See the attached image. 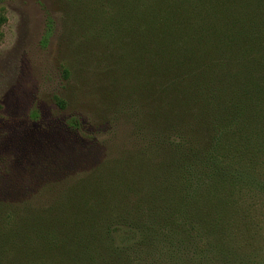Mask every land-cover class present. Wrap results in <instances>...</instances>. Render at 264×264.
Instances as JSON below:
<instances>
[{
	"label": "rangeland",
	"instance_id": "rangeland-1",
	"mask_svg": "<svg viewBox=\"0 0 264 264\" xmlns=\"http://www.w3.org/2000/svg\"><path fill=\"white\" fill-rule=\"evenodd\" d=\"M0 12V202L30 208L24 234L6 246L15 218L0 216V264H136L113 253L134 250L121 238L183 196L173 130L198 150L216 147L194 201L199 218L220 226V249L181 252L177 264L204 254L210 264H264V0H4ZM181 57L246 65L255 90L239 124L225 121L231 88L208 93L203 107L176 96L168 80L198 67L166 74ZM71 116L81 131L67 126Z\"/></svg>",
	"mask_w": 264,
	"mask_h": 264
},
{
	"label": "trees",
	"instance_id": "trees-1",
	"mask_svg": "<svg viewBox=\"0 0 264 264\" xmlns=\"http://www.w3.org/2000/svg\"><path fill=\"white\" fill-rule=\"evenodd\" d=\"M4 0H0L2 2ZM257 7H262L263 4L257 2ZM5 21V16L0 12V39L2 36L1 26ZM53 21L50 16L46 20V33L44 41L47 40L52 31ZM189 48V46H188ZM198 63L194 69L184 74V76L173 77L174 82H169V86L175 91L177 97L183 98L184 94L192 95L194 99L200 101L201 107L207 105L208 93H215L220 91L221 88H231L233 90V97L231 104L226 106L228 110L226 123L239 124L244 117L243 111L247 108L245 106L244 97H248V91L253 92L255 89L252 87V82L247 74H242L241 69H246V65L233 64L228 62L205 63L195 62L188 58H175L165 63V73L170 74L182 66V64L192 65ZM224 70H230L231 73L227 76L222 74ZM240 70V72H239ZM249 70H247L249 73ZM198 71V73L196 72ZM258 77V76H257ZM172 79V78H170ZM181 87H179V86ZM183 94V95H182ZM219 100V98H217ZM191 100V99H190ZM251 99L246 102L250 103ZM58 106L63 107L64 102L60 98H56ZM212 107H210L211 111ZM32 117H37V112L31 113ZM246 115V114H245ZM67 126L72 130L81 131V120L75 116H71L66 120ZM231 123V124H233ZM227 127V126H225ZM223 129V128H222ZM221 127L214 124V131L220 136ZM224 130V129H223ZM217 136V138H218ZM214 138V139H217ZM167 143L169 151L171 152L170 165L177 170L178 181L180 179L181 188H183V196L177 205L167 206L165 209L156 210L148 215L144 214L143 220L133 229L126 232V237L121 238V242L134 240L133 251H115L113 252L119 261L128 262L127 254H134L136 264H177L181 260V252L197 256H201L209 249L218 250L219 246V227L217 220L214 226L210 225L211 222L205 223L206 219L199 218L196 214L195 208V191L196 185L203 183L204 176H207V169L211 164L215 165L214 148L200 149L194 147L193 143L187 138L182 131L173 130L167 136ZM218 142V140H216ZM204 175V176H203ZM22 202L18 204L9 202H0V216L4 215L7 218H15V224L8 231L3 232L2 239L5 246L9 243L11 237L14 235L24 234V227L27 223V216L30 208L25 207ZM163 212H166L164 214ZM17 217V219H16ZM29 224H32L29 221ZM118 225V226H117ZM140 229L139 238L131 237L135 234L133 231ZM120 230V225L115 224L110 226L105 231L106 242L108 245H114V233ZM8 244V245H9ZM147 248V249H146ZM144 249V250H141ZM144 253V254H143ZM144 255H148L145 259ZM148 258H153L149 259ZM190 260V258H185ZM201 260V259H200ZM198 261L195 264H210L207 254L203 255V261ZM147 261V263H146ZM191 264V263H190Z\"/></svg>",
	"mask_w": 264,
	"mask_h": 264
}]
</instances>
